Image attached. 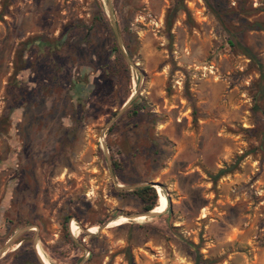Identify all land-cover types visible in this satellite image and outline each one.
Returning <instances> with one entry per match:
<instances>
[{
	"label": "rangeland",
	"instance_id": "1",
	"mask_svg": "<svg viewBox=\"0 0 264 264\" xmlns=\"http://www.w3.org/2000/svg\"><path fill=\"white\" fill-rule=\"evenodd\" d=\"M194 261L264 264V0H0V264Z\"/></svg>",
	"mask_w": 264,
	"mask_h": 264
},
{
	"label": "trees",
	"instance_id": "2",
	"mask_svg": "<svg viewBox=\"0 0 264 264\" xmlns=\"http://www.w3.org/2000/svg\"><path fill=\"white\" fill-rule=\"evenodd\" d=\"M252 26H255L257 28H260V25L257 23H254ZM230 46H233L231 42H229ZM237 48L240 50L241 54L246 56L247 59L249 60H254V56L251 54V52L247 49L244 48L240 45H237ZM257 70L259 72V77L260 79H262V70L263 67L261 65L257 66ZM134 102V99H132L130 101V105L132 106ZM225 171L224 170H219L216 175L213 176V179L217 178L218 176L224 174ZM132 194L135 195L138 200L140 201L141 205H142V210L144 212H148L151 211L153 208H155L157 202H158V195H157V190L156 188H152L149 186H143L140 188H137L135 190L132 191ZM170 207V206H169ZM168 207L167 210H169L170 208ZM196 263V261H194V264ZM129 264V263H128Z\"/></svg>",
	"mask_w": 264,
	"mask_h": 264
},
{
	"label": "bare ground",
	"instance_id": "3",
	"mask_svg": "<svg viewBox=\"0 0 264 264\" xmlns=\"http://www.w3.org/2000/svg\"><path fill=\"white\" fill-rule=\"evenodd\" d=\"M166 208V205H162L161 207H159V208H154L153 210H151L150 211V213H153V214H159L161 211H163L164 209ZM145 218V216L144 215H142V216H139V217H137V218H135V219H144ZM121 219V217L119 218V219H117V220H115V221H113V222H110V224H108V226L107 227H109V226H113L115 223H117L119 220ZM70 228H71V230L74 232L75 230H76V226L73 224V223H71V225H70Z\"/></svg>",
	"mask_w": 264,
	"mask_h": 264
},
{
	"label": "water",
	"instance_id": "4",
	"mask_svg": "<svg viewBox=\"0 0 264 264\" xmlns=\"http://www.w3.org/2000/svg\"><path fill=\"white\" fill-rule=\"evenodd\" d=\"M156 185L157 184H155V183H149V184H146L144 186H149V187L155 188ZM155 215H157V214L150 213V211H148L147 214H146V216H148V217H152V216H155ZM131 219H133V217H131Z\"/></svg>",
	"mask_w": 264,
	"mask_h": 264
}]
</instances>
